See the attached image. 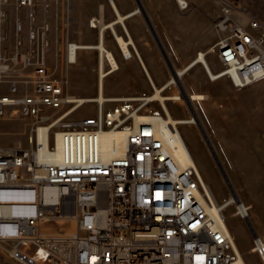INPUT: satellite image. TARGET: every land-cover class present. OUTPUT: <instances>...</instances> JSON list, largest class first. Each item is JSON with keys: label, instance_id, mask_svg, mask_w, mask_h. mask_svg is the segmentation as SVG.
Returning a JSON list of instances; mask_svg holds the SVG:
<instances>
[{"label": "built area", "instance_id": "obj_1", "mask_svg": "<svg viewBox=\"0 0 264 264\" xmlns=\"http://www.w3.org/2000/svg\"><path fill=\"white\" fill-rule=\"evenodd\" d=\"M52 1L58 0L0 4L26 7L35 21L36 7ZM175 1L182 12L194 7L192 0ZM231 10L227 3L213 22L220 34L213 51L222 64L219 77L245 87L264 78V25L251 22L261 30L256 34L235 20ZM0 15L7 20L10 14L1 9ZM23 28L18 19L13 52H0V82L8 85V92L0 94V115L19 112L31 120L26 146H0V246L14 264L233 263L237 253L220 215L224 208L214 210L195 166L180 165L167 132L154 127V117L160 115L153 107L156 100L147 94L105 93L104 100L88 96L94 113L75 117L84 104L70 92L68 79L48 65V25H31L27 46L20 37ZM201 54L206 52L199 51L192 64L201 61L206 67L198 59ZM103 64L104 76L116 69L107 54ZM25 72L27 78L22 77ZM174 85L169 80L166 89ZM140 119H148V126L136 133ZM106 121H117L119 130H127L125 148L114 156L116 164H102L89 147L93 131L106 128ZM59 130L85 134L89 157L74 152L73 142L63 147ZM58 216L74 218L75 231L46 229L58 223ZM241 216L253 237L252 250L264 263V237L250 214ZM0 264H5L1 257Z\"/></svg>", "mask_w": 264, "mask_h": 264}, {"label": "rangeland", "instance_id": "obj_2", "mask_svg": "<svg viewBox=\"0 0 264 264\" xmlns=\"http://www.w3.org/2000/svg\"><path fill=\"white\" fill-rule=\"evenodd\" d=\"M231 5V14L235 20L237 18L247 26L252 32L260 34L261 30L251 26L254 20L260 21L264 25V1L263 0H232L227 1ZM224 5V4H223ZM222 2H209L207 10H197V21L195 28L190 33V38L197 39H216L220 34L211 28V24L219 18ZM49 5L40 4L36 7V15L43 9V17L46 15ZM200 7V6H199ZM6 9L9 12V18L6 20L0 15V52L12 53L18 38L16 30V21L20 19L24 22V28L20 37L24 39V45H29V30L31 25L23 19L25 10L28 16L29 9L24 7L20 10L15 2L0 4V10ZM17 16V18H16ZM37 17V16H36ZM237 17V18H236ZM44 22L43 24H45ZM30 25V26H29ZM51 27L48 26V39L50 41L47 50V62L52 71L56 73L57 69L63 68L66 72L68 67L78 65V62L69 61V43L79 42L72 38H51ZM226 35V33H223ZM78 39V38H77ZM82 44H87L83 42ZM160 45L161 41H160ZM116 51V50H115ZM60 53V54H59ZM117 55L118 52L116 51ZM98 48H78L77 57H86L88 62H94L99 58ZM115 55V54H114ZM58 57L64 58V64H59ZM208 59V60H207ZM67 60V61H66ZM206 60L216 73L222 68L217 54L211 52ZM155 68L161 74L169 75L168 66L164 61L156 59ZM172 67V65H171ZM172 69H174L172 67ZM95 69L91 64L81 69L75 86L72 81L69 86L71 93L78 96H95L98 92L97 82L89 79ZM59 74V70L57 71ZM56 73V74H57ZM28 73L22 75L27 78ZM118 75L110 73L106 80L115 81ZM182 87L188 92H201L206 97L195 100L192 103L196 114L202 124L210 133L217 150L228 168L239 195L245 202H253L250 208V215L253 223L259 231L264 234V78L245 87L236 86L228 76L212 78L206 69H202V64H196L191 70L182 75ZM164 90L166 94L181 92V86L177 84ZM79 86V88H77ZM160 87V86H159ZM8 92L6 82H0V94ZM153 92L151 87L146 91H118L114 86H106L105 93L110 95H140ZM172 115L175 118L185 119L193 114L191 107L184 100L168 99L166 101ZM94 103H85L74 113V116L87 115L94 113ZM153 107L156 112L165 115V110L161 107L159 101H154ZM31 120L23 117L19 112L12 115H0V146L28 144L29 128ZM187 146L194 158V161L206 181L212 188L217 200L220 203L226 201L231 193L230 187L221 174L216 161L210 152V149L204 140L199 125L192 122H182L178 125ZM243 201V202H244ZM244 202V203H245ZM246 204V203H245ZM226 223L229 225L231 233L234 235L237 244L247 262V264H264L261 257L251 249L253 247V237L251 231L240 213L237 212V206L231 204L224 209ZM53 228L49 224L46 229L51 231H66L72 233L75 231V220H59L54 223ZM263 236V235H262ZM0 257L5 264H14V259L0 246Z\"/></svg>", "mask_w": 264, "mask_h": 264}, {"label": "crops", "instance_id": "obj_3", "mask_svg": "<svg viewBox=\"0 0 264 264\" xmlns=\"http://www.w3.org/2000/svg\"><path fill=\"white\" fill-rule=\"evenodd\" d=\"M218 1H221L222 5H226L228 0H192L194 7L188 12H182L178 9L175 0H142L145 10L160 36L169 60L177 70L190 65L197 58L199 51L206 52V58L209 53L214 52L213 46L219 38L206 41L197 39L194 41L190 38V33L195 28L194 24L198 19L197 10L208 11L209 2L214 4ZM39 11L35 21H31L29 15L25 14V10L21 9L19 11V13H24L23 15L20 14L25 20V26L26 23L44 25L43 23L46 22L45 24L51 27L49 33L51 38H72V40L82 41V43H97L100 38H104L106 46L113 51L119 64L116 69L110 72H115L118 75L115 81L107 83L106 77L110 73L104 77V90L108 85L114 86L116 90L121 92L146 91L147 87L154 89L155 86H166L173 76L171 64L166 59L148 23L145 12L139 10L137 0H58L50 3L44 17L42 15L43 9ZM95 17L100 20L97 25L91 22ZM18 19L21 20L20 17ZM237 21L245 26L238 18ZM119 37L127 40L132 39L133 42L129 43V46L132 49L137 48L140 55L133 52L131 56H126L120 45ZM99 58L91 63L88 62L86 57L81 56L79 58L78 56L75 61L78 62V65L72 68L68 67L66 72L63 68H59L57 69L59 74L57 71L56 73L60 77H66L69 86L71 81L75 86L78 75L81 74V69L90 63L91 68H94L96 72L89 79L96 81L97 87H99L101 84ZM156 59L166 63L169 75L165 76L156 70L154 63ZM64 62V58L58 57V66L64 64ZM199 63L202 64V69L205 70V65L201 61H197L189 66L186 72ZM242 200L244 201V199ZM245 203L250 208L253 206L252 201ZM259 233L264 237L261 231Z\"/></svg>", "mask_w": 264, "mask_h": 264}, {"label": "bare ground", "instance_id": "obj_4", "mask_svg": "<svg viewBox=\"0 0 264 264\" xmlns=\"http://www.w3.org/2000/svg\"><path fill=\"white\" fill-rule=\"evenodd\" d=\"M123 19V17H121ZM118 40V39H117ZM159 44L160 40L157 38ZM120 45L122 46L123 52L130 56L135 52L137 55L139 54L137 48H130L129 43H132V39H125L122 37H119ZM78 48H98L100 55H101V74H100V81H101V92L100 94L97 93L95 96H89L91 98H97L100 100H104L105 98V90L103 87V80L104 75L106 74L105 70L103 69V61L104 56L107 54L112 65L114 68L118 67V61L113 53L105 44L104 38H100L99 42L97 43H77L73 42L69 46V61L74 62L77 59V49ZM140 55V54H139ZM199 60H204L206 63V71L212 78H217L220 76L221 73L219 71H216V73L213 71L211 66L209 65L208 61L206 60V57L201 54V56L198 58ZM194 62L193 64H195ZM192 64V63H191ZM190 64V65H191ZM192 64V65H193ZM186 66L182 69H178L177 72H175V75L171 77L170 81L175 82L176 84H179L181 86V92L180 93H174V94H166L164 93V90H166L167 86H155V89H153V92L150 94H147L150 100H157L162 104L163 109L165 110V115L161 114L159 117H154V127H157V130H165L168 134V140L171 142V149L172 152L178 161V163L182 166H189L193 165L199 172L203 183L208 190L213 202H214V210H219V207L221 208H227L231 204H235L237 206V212L240 214L246 215L250 214V207L243 202L241 199V196L238 193V190L234 184L233 178L226 167V164L222 160L217 147L215 143L212 140V137L204 124H202V121L200 120L198 113L196 114L194 107L192 106V103L195 104V100H200L205 98L206 96L201 92H191L188 90V92L182 87L181 81H182V75L186 72L188 67ZM174 72V69H173ZM118 97H122L123 95H116ZM168 99H175V100H184L189 104L191 107V110L193 111V114L185 119L181 118H175L166 101ZM78 101L80 104L88 103V96H78ZM182 122H192L195 123L197 126L199 125V128L201 130V133L204 137V140L206 141L210 152L212 153L216 164L223 175L225 181L230 187V197L224 201L223 203H217L216 198L214 197L210 186L206 183L204 178L202 177L194 158L187 146V143L178 127L179 123ZM143 126H148V119H140V126H136V133H143ZM108 129V130H107ZM126 138H127V130H119L118 128V122L117 121H106V128H100V131H93V138L92 140H89V147L93 148L95 150V153L98 154V158L101 159L102 164H116V157L114 156H121V149L125 148L126 145ZM58 139L63 141V147H70V142L74 143V152H79L82 157H89V148L88 143L85 140V134H76V133H69L66 132V130H59L58 132ZM220 215L228 227L226 223V218L223 216L224 212ZM69 217L65 216H58L59 220H67ZM74 220V218H73ZM252 223V222H251ZM254 225V224H253ZM251 227L253 228L254 226ZM229 228V227H228ZM230 231V229H229ZM230 235L232 238L233 246L235 248V251L237 253V257L235 258L233 263H227V264H247L237 242L234 237V235L230 231Z\"/></svg>", "mask_w": 264, "mask_h": 264}, {"label": "water", "instance_id": "obj_5", "mask_svg": "<svg viewBox=\"0 0 264 264\" xmlns=\"http://www.w3.org/2000/svg\"><path fill=\"white\" fill-rule=\"evenodd\" d=\"M137 1H138V4H139V10H142V11L145 12V14H146V18H147V20H148V23H149V25H150V27H151V29H152V31H153L155 37L158 38V39L161 41L160 36L158 35L155 26L153 25V23H152V21H151L149 15L147 14V12H146V10H145V8H144V4H143L142 0H137ZM161 44H162V42H161ZM160 46H161V45H160ZM161 48H162V50H163V53H164L166 59H167L168 62L172 65V63L170 62L169 57H168V55H167V53H166V50L164 49L163 45L161 46ZM172 67L174 68V72H173V76H174V75H175V72H177V69H176L173 65H172ZM172 70H173V69H172ZM250 224H252L251 221H250ZM252 226H253V225H252Z\"/></svg>", "mask_w": 264, "mask_h": 264}]
</instances>
